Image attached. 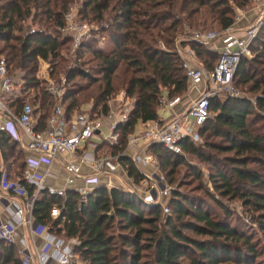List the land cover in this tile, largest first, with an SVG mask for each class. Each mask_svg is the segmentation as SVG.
Segmentation results:
<instances>
[{"label": "trees", "instance_id": "16d2710c", "mask_svg": "<svg viewBox=\"0 0 264 264\" xmlns=\"http://www.w3.org/2000/svg\"><path fill=\"white\" fill-rule=\"evenodd\" d=\"M248 1L81 0L78 16L87 21H105L100 31L108 37L112 47L105 50L87 42L75 48L74 63H81L87 52L94 64L89 69L91 72L75 64L65 72L66 82L76 77L85 82L84 86L62 91L60 103L65 116L77 110L76 95L92 84L95 95L94 92L89 95L92 99L90 113L105 115L106 101L115 93V73L121 66L122 73L128 75L122 83L123 89L132 98L133 105L127 118L116 125L115 143L103 145L126 174L138 182L143 175L129 157L120 153L126 135L137 122L157 119L162 93L176 96L184 92L185 79L177 46L188 44L196 56L207 55L208 59L203 60L206 69H210L217 58L215 50L205 43L191 37L174 39L182 30V23L199 29L194 18L203 11L217 21L219 29H224L233 23L234 8H244ZM70 2L0 0V57L8 74L18 75L22 82L17 88L16 100L8 106L16 112L22 96L35 90L30 104L34 106L33 117L38 128L44 127L51 114L54 97L45 85H39L34 75L37 58L49 62L52 69L59 67L56 64L59 50L70 40L69 35L59 36L64 25L63 14ZM35 24L39 27L31 26ZM249 48L252 56L239 59L232 81L234 86L253 94V101L242 96L212 97L210 107L222 113L219 120L208 116L198 127L200 143L180 141L179 153L160 144L146 147L156 158L158 170L167 177L175 174L177 166L189 170L206 199L172 189L169 213L162 218L160 204H148L139 195L117 188L95 187L84 202L72 189L65 190L64 199L45 190L40 192L32 215L38 223L46 225L48 232L71 242L77 257L74 264L255 263L261 252L254 237L230 222L231 218L236 221L238 218L223 201H240L264 238V213H258L264 212V23ZM24 153L18 141L0 132V155L11 179L21 180ZM183 153L206 165L207 180L219 197L208 191L198 167L186 161ZM250 163L261 171L248 167ZM172 181L171 177L167 179L168 183ZM27 190L30 192V187ZM52 204L60 207L56 218L48 214ZM0 264H21L14 244L0 240Z\"/></svg>", "mask_w": 264, "mask_h": 264}, {"label": "built area", "instance_id": "2783aa9c", "mask_svg": "<svg viewBox=\"0 0 264 264\" xmlns=\"http://www.w3.org/2000/svg\"><path fill=\"white\" fill-rule=\"evenodd\" d=\"M249 3L253 5L257 17L250 27L240 34L233 29L234 22L221 31L192 34V39L205 43L215 50L217 58L210 69L202 67L197 59H192V49L179 47L176 49L185 79V90L181 95L168 96L166 93L160 95L159 106L163 111L170 112V118L164 121L162 117L157 116V119L148 121L140 132L127 135L128 145H134L135 149L131 156L134 165L141 167L155 163L152 156L139 154V151L149 144H160L173 153L181 152L180 141L198 144L200 137L197 129L209 116L210 99L238 97L231 88L234 71L241 57L252 56L250 44L264 21V9L261 10L264 0H250ZM65 18L66 22L60 28V33L63 35L69 31L75 33L80 26L77 27V24L68 20L67 16ZM237 19L238 17L235 20ZM74 46H77V43H74ZM20 85L13 75L8 74L6 64L0 57V132H6L12 139L18 141L24 152H35L40 155L36 160L25 157L21 180L11 179L7 175L6 165L0 156V240L20 247L18 253L21 264H47L49 261L56 264H74L76 261L72 244L48 232L46 225L38 223L32 215L33 204L42 190L64 199V190L55 189L44 183L50 173V163L57 155H72L73 160L66 164L69 173L77 174L81 164L87 165L93 171L92 176L83 178L84 185L89 188L76 191L81 202L85 201L90 187L97 184L98 173L103 169L113 171L116 165L111 157L95 156L90 152L77 153L80 145L98 130L100 122L79 112L66 117L59 102L61 91L51 82L46 89L53 95L55 103L43 128L37 127L30 104L23 102L16 112L12 111L1 97L12 93L13 89ZM192 93L196 94L191 98ZM129 99L131 98L124 91H120L111 99L116 103L113 104L114 107L109 104V107L118 115L117 120L110 122L109 131L104 137L111 144L117 139L116 125L127 118L132 108L133 104L129 103ZM182 99H188L187 105L176 112L175 107ZM39 163L45 165L41 172L38 170ZM28 187L31 189L30 192L27 190ZM171 190L172 187L167 185L158 187L145 183L141 189V198L148 204H160L162 215H167ZM59 212L60 207L52 204L48 214L49 217L56 218ZM21 227L26 228L29 236L42 237L43 243L39 247L32 245L31 249L25 248L23 238L18 233Z\"/></svg>", "mask_w": 264, "mask_h": 264}, {"label": "rangeland", "instance_id": "374dc122", "mask_svg": "<svg viewBox=\"0 0 264 264\" xmlns=\"http://www.w3.org/2000/svg\"><path fill=\"white\" fill-rule=\"evenodd\" d=\"M249 2H250V0L248 1L247 6L244 8H234V15H233V22L234 23L238 20V19L237 20H235V19L237 17H240L241 14H244L249 9H254V8H252L253 5ZM80 4H81V0H71V2L68 5L67 11L63 14L64 24L66 22L65 16H67L68 20L75 22L77 24L76 26L77 27L80 26V27L78 30H76L75 33L74 32L72 33L71 31H69L66 34V35L70 36V40L67 44H64V46H62L59 50L60 58H57V60H56V64L58 63L59 67L56 66V64H55L56 67L52 69V68H50L49 62L43 61L41 59L37 60V67H36V71H35L34 75L38 79L40 86L45 85V87H46L48 85V83L51 82L54 86L59 87L61 93L65 88H74L76 85L77 86L78 85L84 86L85 82L83 80L79 79L78 77L74 78V80L69 81V82H66L65 77H64L65 72L67 70H69V68L73 67L74 64L76 66H80L81 68H83L85 70H89L90 67L94 64V60H92V57L87 52H85L83 54L81 63L80 62L74 63L72 60H73V51L75 50V48H77V46L80 43L84 44L87 42H89L93 46H97V47H100L101 49L103 48L105 50H109L112 47V44L109 41L108 37L105 36L100 31L101 27H105V25H106L104 23L105 21H103V20L101 22H97L95 20L87 21V19L84 20V19L80 18V16H78ZM229 4L232 5L231 2H229ZM263 9H264V5H262L261 10H263ZM199 16H200V18H199ZM104 17H105V19L108 18L106 15ZM177 17H179V15H177ZM194 19H196L197 22L199 23V25L197 26V27H199V29H194L193 27L188 26L187 23L183 22L181 25L182 30L175 35L174 39H178V38H182V37H187V38L191 37L194 32L204 33L207 31H221V30H223V29H219L218 23L216 20H214V18H212V19L209 18L203 11L201 12V15H198V18H194ZM27 23H29V22L27 21ZM262 23H264V21ZM81 25H84V27H81ZM31 26L34 28L39 27L36 24L31 25ZM43 27H45V26H43ZM248 27H250V24H248V26L245 27V29ZM48 30L51 31V29H48ZM59 36H60V38H62L64 35L60 33ZM74 43H77V46H74ZM0 46H1V43H0ZM159 46L163 47L162 43H159ZM178 47L181 49H183V48L191 49L188 44L177 46V48ZM206 57H207V55H202V57H198L195 55L194 51H192V59H197L202 65H203V60L208 59ZM191 61H193V60H191ZM202 67H204V65ZM89 72H91V71L89 70ZM115 75L116 76L114 79V84H115L116 88H115V93L110 97L111 99H114L120 91H124L122 83L125 81V79L128 76L127 74L122 73L121 66L116 71ZM14 77L16 78V80L18 82L20 81L18 75H15ZM231 88H233L235 93H237V95L240 97L242 96V97L249 98L251 101L254 99L253 94L248 93L245 90H241V88L238 86L237 87L234 86L233 81L231 83ZM92 93L94 96L95 95V85L94 84L88 86L87 88H84L83 91H81L79 94L76 95L77 104H78L77 110L84 111L83 109H86V108H84L85 106H87L89 104L91 106L92 99H91V97H89V95ZM195 94L196 93L190 94V97L191 98L194 97ZM35 95H36V91L30 90L29 93L27 95H25V97L22 96L23 99H21L22 100L21 102L22 103L25 102V103L30 104L31 98ZM110 98H108V99H110ZM129 98H131V97H129ZM1 99L4 100V97H1ZM186 100H188V99H186ZM54 103H55V100H54ZM115 103L116 102L113 100H111L109 102L111 107H114L113 104L115 105ZM129 103H132V98L129 99ZM31 107H33V109H34L33 105ZM87 113H90V111H88ZM221 113L222 112H220L218 109H215L213 107L209 108V117H211L213 119L219 120ZM93 114L96 117V119L101 117V115L98 113H93ZM166 115L167 114H165V116ZM2 120L4 121L5 119L2 118ZM105 133L107 134V132H105ZM201 139L202 138H200V142H201ZM217 155L221 156L222 154H217ZM223 155H231V153H224ZM220 156H218V157H220ZM106 157H111V156L107 155ZM182 157L186 161H189L190 163L194 164L195 167H198V169L200 171L201 180L203 181V183H205L208 191L214 193V197H219L217 195V193L212 190L210 182L207 180L208 169H207L206 165L204 163H199L190 154L183 153ZM152 166H154V164ZM248 167L255 169L256 171H259V172L261 171L258 168V166H256L253 163H250L248 165ZM153 168H155V167H153ZM153 171H158V170L153 169ZM156 175H157V180H153L151 177V179L154 182L147 181V183H151V184H154L155 186H158L157 183H155V182L160 180L164 183L163 185H167L169 187H172V189H177L180 192L187 193V194H194V195L200 196L202 198L205 197L204 195H202V192L198 189L197 180L194 179L193 175L190 174L189 170L185 169L182 166H177V168L175 169V174H173L169 177L162 174L160 171L158 173H156ZM170 177H171V179H173V181L171 183H168L167 179ZM204 199H206V197ZM223 201L225 202L227 207L229 209H231L233 214L236 215V217L238 218V221H236L235 218H231L230 222L232 224H236L237 226H239L240 229H243L247 232H250L251 235L254 237L253 241H254L256 247H258L257 248L258 251L261 252V253L259 252L260 253L259 256L255 259V263H252V264H264V238L261 234L262 232L259 231L258 226L256 225V222L252 219L253 216L251 217L250 213L245 211V208H243L240 205V201L236 200V201L226 202L224 199H223ZM258 213L260 214V213H264V212L261 211ZM160 216L163 218V216H165V215H162V213L160 212ZM256 216H257V214H256ZM186 233L190 236L193 235L192 233H190L188 231H186ZM197 238H201V237L198 236ZM66 242H68V241H66ZM68 243L71 244V242H68ZM73 255H74L75 261H77L76 260L77 257L75 255V253H73Z\"/></svg>", "mask_w": 264, "mask_h": 264}, {"label": "crops", "instance_id": "0c3cea01", "mask_svg": "<svg viewBox=\"0 0 264 264\" xmlns=\"http://www.w3.org/2000/svg\"><path fill=\"white\" fill-rule=\"evenodd\" d=\"M256 17H257V12L254 9H249L244 14H241L240 17H238V20L232 25V27H233V29L236 30V33L240 34L245 29V27L248 26V24H251L253 22V20H255ZM37 60H40V59L37 58ZM19 82H20V84L22 83L21 80ZM17 88H18V86L13 89L12 93L3 96L4 100H2V101H4L7 104V106H8V103L16 100ZM60 97H61V95H60ZM110 101H111V98L106 101L107 113L105 115L100 114L101 117L97 118L100 122V127L98 128V130L94 133V135L90 139H88L87 141H85L84 143H82L80 145L79 150H78L79 152H77V153L90 152L95 156H107V155L111 156L113 159V163L116 165V168L113 171H107L105 169L100 171L97 175L98 176L97 184L90 187L89 192L91 191V189H93L95 187L104 186L106 188H117V189H121L123 191L133 192V193H135L141 197L142 196L141 195V189L144 187L145 183H147V181L154 182L153 180H157L156 173H158L159 170L157 167L156 158L150 152H148L146 150V147L148 145L146 147H143L139 151V154H147V155L152 156L154 158L156 164L154 163V166L149 164V165L141 166V167L133 164L139 170V172L143 175V178L141 180H139L138 182H134L133 178L126 174L123 167L114 161L115 156H112L111 154L106 152V147L103 144L111 145V143H109L104 138L106 135L105 132L108 133L110 122L115 121L118 118V115L116 114V112L113 111L109 107ZM132 104H133V100H132ZM186 105H187V100L182 99L175 107L176 112L180 111ZM84 108H86V109H83L84 111L75 110L71 115L79 112V113L86 114L88 118H90V116H92V118H96L94 116V114L87 113L88 111L91 110L90 104L85 106ZM18 109H19V107H18ZM110 111H111V113H109ZM165 114H167V115L165 116ZM170 115H171L170 112L163 111L161 109V107L158 106V108H157V116L158 117H162L163 120L165 121L168 118H170ZM119 123H121V122H118V124ZM146 123L147 122H144V123L137 122L134 125L132 132H130L129 134H132V133L135 134V133L140 132ZM127 135H126L125 146L122 150L123 153L121 151L120 155L127 156L131 160V156H132V154H134L135 149H134V145H128ZM26 156H28L31 159L36 160V159H38V157L40 155L35 153V152H25L24 156H23L24 166H25V157ZM72 160H73L72 155H57L52 160V162L50 163V167H49L50 173L45 178V181H44L45 185L51 186L55 189H62L64 191L67 189H72L75 192L77 191V189L89 188V187L84 185L83 178L88 177V176H92L93 171H91V169L87 165L81 164L77 174L69 173L66 170V164ZM44 167H45V165L43 163L38 164V170L40 172L43 170ZM153 167H155V168H153ZM153 169H156L158 171H153ZM151 177L153 180L151 179ZM155 183H157L158 187L164 186L163 185L164 183L160 180L156 181ZM18 233H19V236H21V238H23L25 248L31 249L32 245H34L35 247H39L43 243L42 237L29 236L26 232V228H24V227L19 228ZM15 246L17 247V251H18V249L20 247L17 244ZM19 256H20V253H19ZM47 264H56V263L53 261H49Z\"/></svg>", "mask_w": 264, "mask_h": 264}]
</instances>
